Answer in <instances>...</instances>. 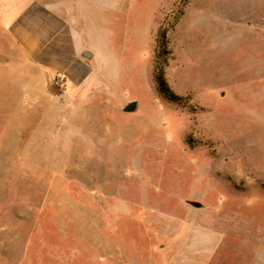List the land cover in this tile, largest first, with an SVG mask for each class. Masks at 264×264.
<instances>
[{
  "label": "rangeland",
  "instance_id": "374dc122",
  "mask_svg": "<svg viewBox=\"0 0 264 264\" xmlns=\"http://www.w3.org/2000/svg\"><path fill=\"white\" fill-rule=\"evenodd\" d=\"M93 25L72 88L0 68V264H264V0Z\"/></svg>",
  "mask_w": 264,
  "mask_h": 264
},
{
  "label": "crops",
  "instance_id": "0c3cea01",
  "mask_svg": "<svg viewBox=\"0 0 264 264\" xmlns=\"http://www.w3.org/2000/svg\"><path fill=\"white\" fill-rule=\"evenodd\" d=\"M114 10L115 0H0V68L20 64L34 94L54 75L76 86L84 79L76 67L98 42L93 37L110 34L93 27L94 14Z\"/></svg>",
  "mask_w": 264,
  "mask_h": 264
},
{
  "label": "trees",
  "instance_id": "16d2710c",
  "mask_svg": "<svg viewBox=\"0 0 264 264\" xmlns=\"http://www.w3.org/2000/svg\"><path fill=\"white\" fill-rule=\"evenodd\" d=\"M158 86L160 89V92L164 94L168 99L172 100V95L169 93V89L166 86L165 80L161 75L158 76Z\"/></svg>",
  "mask_w": 264,
  "mask_h": 264
},
{
  "label": "water",
  "instance_id": "95a60500",
  "mask_svg": "<svg viewBox=\"0 0 264 264\" xmlns=\"http://www.w3.org/2000/svg\"><path fill=\"white\" fill-rule=\"evenodd\" d=\"M85 57L89 58V57H91V54H90L89 52H87V53L85 54ZM135 108H136V102H135V101H132V102L126 104V105L124 106L123 110H124L125 112H132V111H134Z\"/></svg>",
  "mask_w": 264,
  "mask_h": 264
},
{
  "label": "built area",
  "instance_id": "2783aa9c",
  "mask_svg": "<svg viewBox=\"0 0 264 264\" xmlns=\"http://www.w3.org/2000/svg\"><path fill=\"white\" fill-rule=\"evenodd\" d=\"M52 83L55 86L63 87V85L65 84L64 76H57L56 78L53 79Z\"/></svg>",
  "mask_w": 264,
  "mask_h": 264
}]
</instances>
